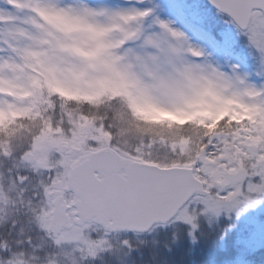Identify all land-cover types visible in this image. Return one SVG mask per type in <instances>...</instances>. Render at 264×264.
Returning a JSON list of instances; mask_svg holds the SVG:
<instances>
[{"label": "snow or ice", "instance_id": "obj_1", "mask_svg": "<svg viewBox=\"0 0 264 264\" xmlns=\"http://www.w3.org/2000/svg\"><path fill=\"white\" fill-rule=\"evenodd\" d=\"M174 7L264 78V0ZM158 8L0 0V264H264V83Z\"/></svg>", "mask_w": 264, "mask_h": 264}, {"label": "rangeland", "instance_id": "obj_2", "mask_svg": "<svg viewBox=\"0 0 264 264\" xmlns=\"http://www.w3.org/2000/svg\"><path fill=\"white\" fill-rule=\"evenodd\" d=\"M98 2L108 3L114 6L121 7L161 6V8H158L157 10V15H159L161 19L172 20L178 28L186 32V34L194 44L206 48L207 51L213 56V58L225 68V70H227L231 64L240 63L244 72L250 77L253 83H264V78L260 76L262 68L259 60L254 56L251 49L247 47L245 39L238 34L235 26L226 25L223 21L217 22L215 20L210 21L208 25H205V30H208L209 28H222L225 30V34L228 38L229 43L227 47H223L222 49H220L216 43V38L214 36L208 38L203 35H194L193 32L189 30L183 16L174 7L177 0H144L143 3H139L138 0H130V2L129 0H98ZM182 2L190 5L193 9L197 5H201L198 0H182ZM150 24L151 20L147 22L146 26ZM209 35L211 36V33H209ZM241 42H245L246 46L243 49L244 54H242V57H239L237 54H235V52H233V47L240 44ZM197 111L203 112L204 109H197ZM142 115L146 119L151 120L152 118L156 121H164L167 123H171L173 120H183L188 118L185 114L182 113H178V115L177 113H174L175 118L168 120H162L166 118H161V113L159 112H144L142 113ZM198 118L203 117L200 116Z\"/></svg>", "mask_w": 264, "mask_h": 264}, {"label": "trees", "instance_id": "obj_3", "mask_svg": "<svg viewBox=\"0 0 264 264\" xmlns=\"http://www.w3.org/2000/svg\"><path fill=\"white\" fill-rule=\"evenodd\" d=\"M241 44L243 45V47H242V49H241V51H242V50L244 49V44H245V42H241L240 44L236 45V47L239 49L240 46H241ZM243 53H244V51H243Z\"/></svg>", "mask_w": 264, "mask_h": 264}, {"label": "water", "instance_id": "obj_4", "mask_svg": "<svg viewBox=\"0 0 264 264\" xmlns=\"http://www.w3.org/2000/svg\"><path fill=\"white\" fill-rule=\"evenodd\" d=\"M206 1V0H205Z\"/></svg>", "mask_w": 264, "mask_h": 264}]
</instances>
